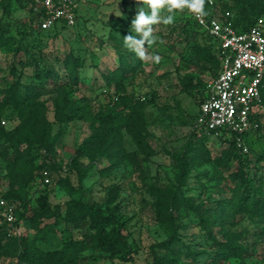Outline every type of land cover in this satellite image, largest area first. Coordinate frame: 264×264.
Masks as SVG:
<instances>
[{
    "label": "rangeland",
    "instance_id": "1",
    "mask_svg": "<svg viewBox=\"0 0 264 264\" xmlns=\"http://www.w3.org/2000/svg\"><path fill=\"white\" fill-rule=\"evenodd\" d=\"M30 7L27 0H0V35L5 42L0 43V90L18 80L23 85L35 82L32 68L20 63L21 58H26L24 49L30 45L29 50H34L36 58L43 54L62 60L67 56L80 58L84 62L80 71L82 83L74 95L89 97L96 109L108 103L114 90L106 84L103 75L117 69L122 58L133 57L124 47L123 39L135 35L131 22L138 9L145 7L147 11V6L138 0H81L76 25L70 27L61 23L24 38L30 31L25 24ZM195 19L185 10L176 14L172 25H155L158 41L147 50L150 55H159L161 61H137L138 75L127 85L130 94L149 104L144 148L124 130L115 157L105 153L78 156L77 151L94 129L84 121L58 122L52 95L43 97L47 100V118L51 124L48 142L54 145L53 150L48 155L47 148L38 144L27 149L29 159L36 160L35 165L41 166L48 155V163L55 168L43 169L51 175L50 184L35 181L20 189L30 203L27 207L21 202L17 206L15 220L20 222L12 235L27 234L36 238L46 251L60 249L71 238L81 239L83 233L75 217L68 213V205L95 203L108 214L107 202L116 190L117 214L122 224H126L124 233L130 243L128 260L88 250L82 253L81 264H159L162 258L174 257V254L177 264H213L218 250L213 238L234 243L236 247L227 251L228 259H223L221 264H264L262 219L236 213V208L223 209L218 221L213 216L211 228H204L194 209L189 210L179 200L190 199L196 207L208 211L217 208L232 195L231 180L238 168L235 161L231 168L219 163L227 145L212 137L203 138L192 130L200 103L207 96L208 84L218 74V67L204 62L197 53V47L205 44L207 37L201 36V39ZM20 46L24 48L17 56L15 50ZM34 46L37 48L33 49ZM13 66L17 70L15 74ZM190 78L198 87H192ZM1 100L0 94V105ZM261 111V126L250 138L253 159L250 172L256 177L255 183L264 197V185L259 184L264 175V161L260 160L264 157V108ZM4 116L6 124L0 120V126L8 129L20 126L25 132L29 131V127L23 125V115L15 108H0V119ZM4 148L0 142L2 193L10 189L11 182ZM15 163L19 175L23 176L28 170L27 164L24 160ZM62 180L78 192L70 195ZM42 194L49 197L54 214L51 219L38 217L37 199ZM23 213L26 218L22 217ZM171 237L177 242L172 248L165 245ZM155 255L159 259L157 263ZM4 263L15 264V261L5 259Z\"/></svg>",
    "mask_w": 264,
    "mask_h": 264
},
{
    "label": "trees",
    "instance_id": "2",
    "mask_svg": "<svg viewBox=\"0 0 264 264\" xmlns=\"http://www.w3.org/2000/svg\"><path fill=\"white\" fill-rule=\"evenodd\" d=\"M27 1L31 7L29 18L25 21V24L29 26L30 31L25 34L24 38L32 35L37 30L44 31L41 26L43 12L35 10L31 5L32 0ZM205 9L207 17H214L221 22L231 19L239 32H247L260 18L264 17V0H237L235 4L230 0H217L213 7L207 6ZM227 13H230L232 18H228ZM194 24L197 26L200 37H207L206 43L197 47V53L204 62L216 65L219 74L222 68V58L218 52L219 44L199 27L196 19ZM185 32L187 33L188 30H185ZM0 43H5L1 35ZM23 48L20 46L15 50V55L18 56ZM30 48V45H28L24 49L26 58L24 60L21 58L20 63L26 68H32L35 82L23 85L18 80L9 87L0 90L2 95L1 110L8 107L15 108L23 115V125L29 127V131L25 132L20 126L13 129H8L3 125L0 126V142L5 145L4 151L9 160L11 176L10 189L2 193L0 188V200L4 199L14 204L16 210L19 204L22 203L21 205L27 207L30 203L27 197L22 195L20 189L26 185L30 186L31 182L39 181V183H43L45 172L43 169L45 167L52 168V166V169L55 168L47 161V156L53 150L54 145H49L51 141L48 142V130L51 124L47 118V100H43L44 96L52 95L55 118L58 122L76 123L84 121L90 123L94 129V133L77 151L78 156L79 154L86 156L94 153L97 155L105 153L108 157H115L114 155L120 149L119 139H122L124 130L128 131L141 148H144V134L147 131L146 126L149 121L147 114L148 102L141 100L134 94H130L127 89L129 81L138 75V65L136 63L140 59L134 53H132V58H122V62L117 69L103 75L106 84L113 88L111 90H114V93L110 94L111 99L108 103L96 109L89 97H76L74 95L79 92V86L82 83L80 71L84 67V62L80 58L67 56L62 60L57 56L49 58L44 54L36 58L34 50L30 51ZM32 48L36 49L37 47ZM27 54L29 55L27 56ZM58 63H60V66H58ZM12 70L13 74L17 72L15 66ZM190 80L192 87H198V85H194L193 78H190ZM261 94L262 100L257 104L254 113L255 119L259 122V128L261 126V110L264 108V82ZM201 96H203V93H201ZM206 99L207 96L203 98L200 107ZM198 115L195 116L192 127L193 132L200 134L203 138H210L211 136L205 133L203 128L197 126ZM5 117L0 120H6L7 117ZM254 133L256 131L244 136L249 146L248 153H244L238 146L237 135L235 134L228 135L226 139L214 138L227 145V148L222 152L219 163L231 168L234 161L238 162V168L233 173V179L231 180L232 195L229 198L221 201L217 208L211 211L196 207L190 199H179L181 203L190 208L189 210L194 209L193 211L199 215L204 228H211L214 223L213 216H216L218 221L223 209L232 211L233 208H236V213L248 214L251 217L262 219L264 222V197L261 196L262 192L255 183L256 177L250 172L253 162L250 157V150L252 149L250 138L253 137ZM35 144L45 146L48 151V155L45 156L41 166L35 165L34 161L36 160L29 159V149L27 147L30 148ZM21 160H24L28 167L23 176L19 175L20 172L18 173L19 170H17V164L15 163ZM260 160L264 161V157H261ZM259 184L264 185V175L260 177ZM62 185L65 186L70 195L78 192L65 180H62ZM116 197V190H114L107 202L108 214H105L102 207L95 203L68 205V213L75 217V223L83 229L82 238H71L64 242L62 248L57 250L46 251L38 245L36 238H31L27 234L12 235L6 225L0 226V264H8L4 263L5 259L14 260L15 264H81L83 260L82 253L88 250H98L112 256L118 255L122 260H128L130 243L128 236L124 233L126 224H122L117 214L119 204H115ZM37 204L36 211L39 218H53L54 214L51 210L48 195L42 194L37 199ZM22 217L26 218L24 213ZM19 222L20 220L16 221L15 225H19ZM43 238L44 241L47 240L46 234ZM213 240L216 244V247H214L218 249L213 264H221L223 259H228L226 256L227 251H233L236 247L231 242H223L216 238H213ZM175 243L177 242L171 237L165 242V245L172 248ZM191 255L197 256L194 253H191ZM155 259L157 263L159 260L157 255H155ZM177 262L178 259L174 254V257L162 258L159 264H177Z\"/></svg>",
    "mask_w": 264,
    "mask_h": 264
},
{
    "label": "built area",
    "instance_id": "3",
    "mask_svg": "<svg viewBox=\"0 0 264 264\" xmlns=\"http://www.w3.org/2000/svg\"><path fill=\"white\" fill-rule=\"evenodd\" d=\"M81 0H32L37 12H43L41 26L50 29L57 24L77 23V9ZM216 0H206L213 7ZM228 18H232L227 13ZM199 27L218 42L222 68L208 84L207 99L201 104L197 126L212 138L237 135V144L244 153L249 146L244 138L259 127L254 113L262 100L264 82V17L247 32H239L231 19L221 22L214 17L197 19ZM2 124L6 122L3 120ZM51 183V175L44 172L43 185ZM15 205L0 200V226L15 229Z\"/></svg>",
    "mask_w": 264,
    "mask_h": 264
},
{
    "label": "clouds",
    "instance_id": "4",
    "mask_svg": "<svg viewBox=\"0 0 264 264\" xmlns=\"http://www.w3.org/2000/svg\"><path fill=\"white\" fill-rule=\"evenodd\" d=\"M145 7L138 9L135 18L131 22V29L135 35L124 37V47L134 53L142 61H152L159 63V55H150L148 47L156 44L158 37L154 34L155 25H172L176 14L187 10L197 19L206 16V0H138Z\"/></svg>",
    "mask_w": 264,
    "mask_h": 264
}]
</instances>
